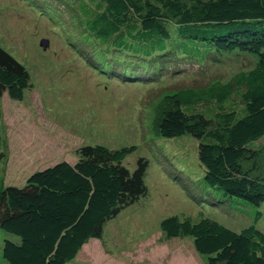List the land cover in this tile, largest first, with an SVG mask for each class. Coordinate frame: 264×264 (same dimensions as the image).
Wrapping results in <instances>:
<instances>
[{
	"label": "trees",
	"instance_id": "1",
	"mask_svg": "<svg viewBox=\"0 0 264 264\" xmlns=\"http://www.w3.org/2000/svg\"><path fill=\"white\" fill-rule=\"evenodd\" d=\"M74 1L70 7H76L81 47L91 48L92 62L108 76L121 67L127 76L180 60L257 57L253 70L227 83L178 91L175 109L164 116L159 133L198 141L203 183L220 199L261 207L264 0ZM31 86L26 66L0 45V114L4 96L21 101ZM237 90H244L242 117L225 107ZM133 151L83 146L74 163L34 172L22 187L0 185V231L10 238L3 246L5 262L70 264L88 244L102 239L108 222L148 195L149 160L140 159L135 170L124 164ZM161 229L169 239L192 237L207 264H264V232L254 224L239 233L209 218L195 222L172 216Z\"/></svg>",
	"mask_w": 264,
	"mask_h": 264
},
{
	"label": "rangeland",
	"instance_id": "2",
	"mask_svg": "<svg viewBox=\"0 0 264 264\" xmlns=\"http://www.w3.org/2000/svg\"><path fill=\"white\" fill-rule=\"evenodd\" d=\"M70 3L76 4L0 0V45L26 66L32 84L23 100L4 96L1 101L0 185L22 187L34 172L74 163L83 146L134 148L124 161L131 170L140 159L149 160L148 195L108 222L102 239L88 244L70 264H207L192 237L169 239L163 233L162 221L172 216L195 222L209 218L239 233L254 224L264 232V204L228 202L203 183L194 137L167 139L159 133L162 119L175 109L178 91L227 83L253 70L257 57L151 64L147 72L127 76L121 67L108 76L92 62L91 48L81 47L76 7ZM225 107L244 116V90H237ZM5 240L9 236L0 231V264H7Z\"/></svg>",
	"mask_w": 264,
	"mask_h": 264
},
{
	"label": "water",
	"instance_id": "3",
	"mask_svg": "<svg viewBox=\"0 0 264 264\" xmlns=\"http://www.w3.org/2000/svg\"><path fill=\"white\" fill-rule=\"evenodd\" d=\"M46 46L45 47H47V44H45Z\"/></svg>",
	"mask_w": 264,
	"mask_h": 264
}]
</instances>
